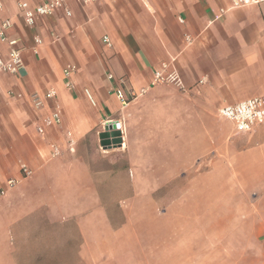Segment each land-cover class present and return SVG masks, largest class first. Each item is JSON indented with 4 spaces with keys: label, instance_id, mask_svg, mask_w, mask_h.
I'll return each instance as SVG.
<instances>
[{
    "label": "crops",
    "instance_id": "crops-1",
    "mask_svg": "<svg viewBox=\"0 0 264 264\" xmlns=\"http://www.w3.org/2000/svg\"><path fill=\"white\" fill-rule=\"evenodd\" d=\"M3 2L24 68L0 73V187L16 180L0 198V264H264V123L235 133L216 113L264 93V2L97 0L82 10L64 0L70 16L57 11L34 26L37 53ZM60 45L78 65L68 80ZM162 62L182 87L153 83ZM49 87L61 124L40 136L36 125L54 103L35 108L27 95ZM110 121L120 125L123 166L115 148L96 147ZM51 143L62 149L54 158ZM215 145L222 173L203 161Z\"/></svg>",
    "mask_w": 264,
    "mask_h": 264
},
{
    "label": "built area",
    "instance_id": "built-area-1",
    "mask_svg": "<svg viewBox=\"0 0 264 264\" xmlns=\"http://www.w3.org/2000/svg\"><path fill=\"white\" fill-rule=\"evenodd\" d=\"M16 6L21 13L23 23L27 27H34L37 21L42 17H47L55 14L57 11H63L66 16L71 15V11L65 6L64 0H44L41 3L31 5L28 0H15ZM79 3L85 5L94 0H76ZM264 0H229V8H238L249 5H256L263 3ZM226 8L220 9V12H225ZM4 11V2L0 0V43L6 46L5 51L0 49V73L17 74L24 68V61L22 56V47L20 46V41L16 37H10L8 35L9 30L13 28V22L8 17L1 16ZM106 45H110L109 38L105 35L102 38ZM189 41V39H188ZM42 44V39L39 35L35 34L33 36V47L32 51L37 53V47ZM75 64L66 65L63 70V77L68 80L73 72L76 71ZM169 64L167 62H162L160 69L154 72L153 83H158L160 81L172 82L176 85L182 87L179 76L176 70H171L167 74ZM108 79H112V74H109ZM199 82H202L200 80ZM69 81L66 85H69ZM113 93L118 99L121 106H125L127 103V98L124 95L123 90L120 87H114ZM84 94L88 101L95 105V101L88 89H84ZM18 98H23V94H17ZM57 92L53 87H49L44 92H31L27 95L29 103L35 108H41L47 102H52L50 106V111L48 114L43 116L36 125V131L40 136L45 135L46 129L54 126H59L61 124V110L56 104ZM217 115L220 118L229 120L232 123L233 130L235 133H245L252 131L255 127L264 123V93L253 96L242 101L236 102L234 104H227L221 106L217 110ZM66 146L73 150L74 141L71 131L65 132ZM50 157L54 158L61 154V147L56 143H51L49 145ZM20 170L23 176H27L31 173V170L24 164L20 165ZM15 179H8L6 181L5 188L0 187V198L4 194L6 189H10L15 186Z\"/></svg>",
    "mask_w": 264,
    "mask_h": 264
},
{
    "label": "rangeland",
    "instance_id": "rangeland-1",
    "mask_svg": "<svg viewBox=\"0 0 264 264\" xmlns=\"http://www.w3.org/2000/svg\"><path fill=\"white\" fill-rule=\"evenodd\" d=\"M5 1V3H6V5H5V11H6V14L8 15V16H10V15H12L13 17H15L16 19H18L19 20V22H20V20L22 19V17L20 18V13H19V11L17 10V8H16V6H15V4H14V1L13 0H4ZM95 2H97V0L96 1H93L92 3L90 2V3H88V4H85V5H83V4H81V3H79V2H77V3H75V5L80 9H82V10H85V9H89L91 6H93V3H95ZM74 3V2H73ZM21 22H22V20H21ZM22 24H23V22H22ZM23 28H25L26 30H27V32L29 33V38L31 37V39H32V36H33V34H34V31H33V29H34V27L33 28H30V27H27V26H25L24 24H23ZM63 31V29H62V27H59V29L57 28L56 30H50V29H48V31H46V34H48V36H50V38L52 39L53 37H54V35L56 36V33H61ZM54 35H53V34ZM58 51L60 52V55H59V57H60V61H61V63H62V68L66 65V64H68V63H74V62H69V61H67V58H66V56L64 55V53H63V49H62V46L60 45L59 46V49H58ZM76 64V66L78 67V65H77V63H75ZM86 97V96H85ZM90 105H91V103H90ZM219 122H220V125L221 126H223V128H225V129H233V127H232V125H231V123H230V121L229 120H226V119H223V118H220V120H219ZM103 130V125H101L100 124V126H99V130L98 131H102ZM234 133V132H233ZM96 138H97V140H98V142H99V137H98V135H96ZM158 146V145H157ZM96 147H97V149H99V151H101L102 153H106L105 151H106V149H103L101 146H100V143H99V145H96ZM118 147H116L113 151V153H117V155H116V159H114L115 161H116V164L115 165H117V166H123L124 165V163H125V156H124V153L123 152H119V150L117 149ZM111 149V148H110ZM223 150V145H215V150H214V152H212V153H210L209 155H207V156H205L204 158H203V161H206V160H211V161H213L214 160V162H215V172L216 173H222L223 172V170H222V168L224 167L223 165H222V163H224L225 162V160H223L224 158H223V156L221 155V151ZM236 151V150H235ZM234 151V152H235ZM237 152V151H236ZM249 159H251V156H248V157H246L245 158V160L246 161H248ZM149 161V160H148ZM227 168H228V170L229 171H231V170H237V168H238V164L237 165H225ZM225 168V167H224ZM225 170L227 171V169L225 168Z\"/></svg>",
    "mask_w": 264,
    "mask_h": 264
},
{
    "label": "water",
    "instance_id": "water-1",
    "mask_svg": "<svg viewBox=\"0 0 264 264\" xmlns=\"http://www.w3.org/2000/svg\"><path fill=\"white\" fill-rule=\"evenodd\" d=\"M100 146L103 149L121 147L122 136L120 125L116 121H110L103 125V130L98 134Z\"/></svg>",
    "mask_w": 264,
    "mask_h": 264
}]
</instances>
